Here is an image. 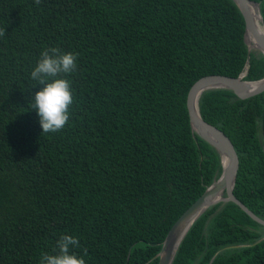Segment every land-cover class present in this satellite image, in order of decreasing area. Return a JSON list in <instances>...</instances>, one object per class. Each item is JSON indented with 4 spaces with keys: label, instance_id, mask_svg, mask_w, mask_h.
<instances>
[{
    "label": "trees",
    "instance_id": "1",
    "mask_svg": "<svg viewBox=\"0 0 264 264\" xmlns=\"http://www.w3.org/2000/svg\"><path fill=\"white\" fill-rule=\"evenodd\" d=\"M260 3L264 19V0ZM0 264H40L61 235L86 264H159L179 217L222 173L193 131L201 77H238L248 46L234 0H0ZM79 53L69 121L42 133L30 101L41 52ZM264 77L253 51L245 79ZM203 118L233 141L239 200L264 219V91L213 89ZM88 254L84 256L83 249ZM264 264V225L237 203L210 207L173 264Z\"/></svg>",
    "mask_w": 264,
    "mask_h": 264
},
{
    "label": "water",
    "instance_id": "2",
    "mask_svg": "<svg viewBox=\"0 0 264 264\" xmlns=\"http://www.w3.org/2000/svg\"><path fill=\"white\" fill-rule=\"evenodd\" d=\"M234 1L241 10L246 22L247 65L238 77L221 74L203 76L192 85L188 94V108L192 129L217 150L223 166L222 173L174 223L163 242L161 251L157 255L159 264L174 263L180 246L193 224L204 212L218 203L233 201L240 205L253 219L264 225V219L256 215L234 193L240 159L233 141L223 130L207 122L200 111V99L203 93L208 90L229 89L242 99L253 97L264 91V77L258 80L245 79L249 72L252 52L258 50L264 54V30L260 31L257 26V17L264 26L260 3L254 0ZM249 38L254 39L256 47L250 43ZM213 260L214 257L210 264L213 263Z\"/></svg>",
    "mask_w": 264,
    "mask_h": 264
},
{
    "label": "clouds",
    "instance_id": "3",
    "mask_svg": "<svg viewBox=\"0 0 264 264\" xmlns=\"http://www.w3.org/2000/svg\"><path fill=\"white\" fill-rule=\"evenodd\" d=\"M41 0H35L39 5ZM6 29H0L4 36ZM79 53L61 52L57 47L46 48L41 52L40 59L31 72L36 85L43 87L30 101L32 109L37 111L42 133H57L69 121V109L73 104L72 84L64 74L72 73L77 68ZM80 247V240L73 235H61L54 249L55 254L43 253L40 264H86L83 256L72 251ZM84 256L88 254L83 249Z\"/></svg>",
    "mask_w": 264,
    "mask_h": 264
},
{
    "label": "bare ground",
    "instance_id": "4",
    "mask_svg": "<svg viewBox=\"0 0 264 264\" xmlns=\"http://www.w3.org/2000/svg\"><path fill=\"white\" fill-rule=\"evenodd\" d=\"M257 26H258V29L260 30V31H263L264 30V26H263V24L261 23V21H260V19H258V17H257ZM249 41H250V43L252 44V45H255L254 47H256V43L254 42V39L253 38H249Z\"/></svg>",
    "mask_w": 264,
    "mask_h": 264
},
{
    "label": "rangeland",
    "instance_id": "5",
    "mask_svg": "<svg viewBox=\"0 0 264 264\" xmlns=\"http://www.w3.org/2000/svg\"><path fill=\"white\" fill-rule=\"evenodd\" d=\"M258 51V50H257Z\"/></svg>",
    "mask_w": 264,
    "mask_h": 264
}]
</instances>
